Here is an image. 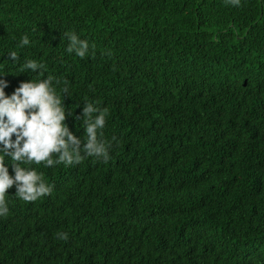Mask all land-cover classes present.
Wrapping results in <instances>:
<instances>
[{"label": "trees", "instance_id": "obj_1", "mask_svg": "<svg viewBox=\"0 0 264 264\" xmlns=\"http://www.w3.org/2000/svg\"><path fill=\"white\" fill-rule=\"evenodd\" d=\"M48 76L81 147L108 110L109 160L22 165L54 187L8 190L0 264H264V0H0L6 95Z\"/></svg>", "mask_w": 264, "mask_h": 264}, {"label": "clouds", "instance_id": "obj_2", "mask_svg": "<svg viewBox=\"0 0 264 264\" xmlns=\"http://www.w3.org/2000/svg\"><path fill=\"white\" fill-rule=\"evenodd\" d=\"M234 6H239L240 0H228ZM68 53H75L80 58L88 54L89 44L75 33L66 34ZM27 35L20 40V46L29 44ZM13 62L19 61L15 51L10 52ZM23 71L37 72L46 68L36 60H27L22 65ZM43 75V73H40ZM54 78L48 76L38 82H21L10 95H6L8 87L6 80L0 79V216L9 212L6 193L15 185V196L24 202H34L48 196L53 191V185L47 184L43 174L34 168L22 165L42 162L47 167L58 164L72 166L80 164L85 157H94L107 163L109 147L102 139V129L106 124L108 110L101 109L93 103H85L83 108V123L85 137L83 147L81 140L70 130L66 121V109L63 105V95H69V89L64 86L58 94ZM60 84V81H55ZM79 121L81 117L77 116ZM13 136L15 139L13 140ZM5 158H10L14 176L9 175L5 166ZM59 239L67 240V233H57Z\"/></svg>", "mask_w": 264, "mask_h": 264}]
</instances>
